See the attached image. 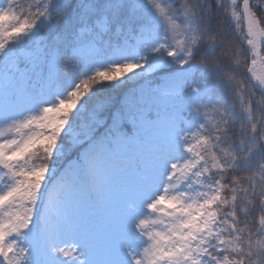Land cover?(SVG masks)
<instances>
[{
  "label": "snow or ice",
  "instance_id": "6c2138e0",
  "mask_svg": "<svg viewBox=\"0 0 264 264\" xmlns=\"http://www.w3.org/2000/svg\"><path fill=\"white\" fill-rule=\"evenodd\" d=\"M0 264H264V0H0Z\"/></svg>",
  "mask_w": 264,
  "mask_h": 264
}]
</instances>
